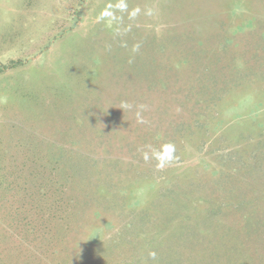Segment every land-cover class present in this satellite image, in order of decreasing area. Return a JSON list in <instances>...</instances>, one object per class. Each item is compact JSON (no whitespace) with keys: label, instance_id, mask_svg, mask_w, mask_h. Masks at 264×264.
<instances>
[{"label":"rangeland","instance_id":"1","mask_svg":"<svg viewBox=\"0 0 264 264\" xmlns=\"http://www.w3.org/2000/svg\"><path fill=\"white\" fill-rule=\"evenodd\" d=\"M109 2L0 0V264H264V0Z\"/></svg>","mask_w":264,"mask_h":264},{"label":"clouds","instance_id":"2","mask_svg":"<svg viewBox=\"0 0 264 264\" xmlns=\"http://www.w3.org/2000/svg\"><path fill=\"white\" fill-rule=\"evenodd\" d=\"M118 8L121 11H126L128 8L127 3L124 2V0H119V2L116 5H113L111 2H109L106 7L104 9L101 10V12L99 13V15L96 17V21L97 22H101V21H106L108 23L109 26H111V24L118 20L119 18L116 17L112 11L113 8ZM140 12V9L137 7L135 9H133L130 13H129V17L134 19ZM154 14V9H147L146 11V15H153ZM131 30V26H129L128 29H126V31H130ZM119 31V30H118ZM124 47H126L127 45H122ZM140 49V44H135L132 47V52L133 53H137ZM131 62V60L129 61ZM132 106L130 104H127L126 102H124L122 104L121 109L123 108H131ZM141 109H145L147 106L146 105H140L139 106ZM137 115V120L139 123H144L145 121L143 120L140 112L136 113ZM175 145L171 144V143H167V144H163L159 149L156 148H152L151 149V158L155 159L157 161V167L158 168H163L166 164L171 163L174 159H175ZM144 159L147 161L149 160V155L148 153H144ZM148 256L153 260L156 261L157 260V253L155 251H150L148 253Z\"/></svg>","mask_w":264,"mask_h":264},{"label":"trees","instance_id":"3","mask_svg":"<svg viewBox=\"0 0 264 264\" xmlns=\"http://www.w3.org/2000/svg\"><path fill=\"white\" fill-rule=\"evenodd\" d=\"M0 70H1V68H0Z\"/></svg>","mask_w":264,"mask_h":264}]
</instances>
